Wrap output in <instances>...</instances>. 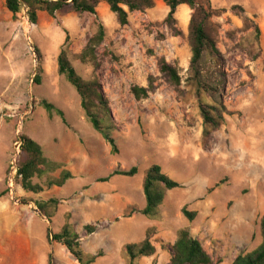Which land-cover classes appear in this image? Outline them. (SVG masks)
<instances>
[{
  "label": "rangeland",
  "instance_id": "1",
  "mask_svg": "<svg viewBox=\"0 0 264 264\" xmlns=\"http://www.w3.org/2000/svg\"><path fill=\"white\" fill-rule=\"evenodd\" d=\"M155 3L152 10L130 14L129 24L122 27L105 3L96 15L40 13L33 25L25 8L14 17L0 0V194H5L0 198V264H78L48 238V229L58 233L68 215L84 250L103 252L95 264H128L125 246L144 241L151 229L157 253L137 264H169L170 248L183 229L201 241L217 264H232L262 244L264 58L252 62L241 41L250 34L245 29L249 18L261 30L264 51V0H211L220 12L214 22L222 61L206 54L202 71L218 86L231 115L207 143L200 97L191 81L193 11L179 7L170 24V9L163 0ZM99 25L105 28V40L97 50L96 69L77 56ZM64 49L84 80L99 78L118 126L113 137L119 154L113 155L93 129L79 94L59 74ZM163 59L177 69L179 89L160 72ZM151 78L155 92L138 101L132 89L148 88ZM202 98L208 102L206 95ZM43 101L60 109L65 122L56 115L51 118ZM23 135L38 142L45 156L64 164L74 178L63 188L26 193L15 173ZM153 165L182 188L167 194L161 220L140 214L126 219L128 208L145 207L144 176ZM135 167L139 173L133 178L98 182ZM52 198L61 202L58 213L52 220L43 219L36 202ZM185 207L197 213L193 222L184 216ZM86 225H97V232L87 234Z\"/></svg>",
  "mask_w": 264,
  "mask_h": 264
},
{
  "label": "trees",
  "instance_id": "2",
  "mask_svg": "<svg viewBox=\"0 0 264 264\" xmlns=\"http://www.w3.org/2000/svg\"><path fill=\"white\" fill-rule=\"evenodd\" d=\"M163 2L170 9L166 23L171 24L175 20L177 10L181 6H188L193 11L190 23L191 81L197 87L200 97L201 112L204 119L202 137L203 142L207 143L212 133L225 124L226 116L231 115L225 106L224 96L218 86L208 81L202 71L206 54H209L217 62L222 58L216 43L218 30L214 22L216 17H219L220 12L213 8L211 0H163ZM102 3L109 6L122 27L129 24L130 14L145 13L156 6L155 0H5L7 10L14 17H17L24 8H27L29 20L33 25L38 24L40 13L54 17L59 12L69 10L79 15H96L97 9ZM245 29L250 34L241 41L242 49L252 62H256L261 57L264 58V51L260 45L261 30L249 18L245 19ZM104 40L105 28L103 25H99L98 31L89 40L77 59L82 64H91L97 69L100 66L97 50ZM159 66L160 72L168 78L172 86L179 89L181 78L177 69L164 59L160 61ZM58 67L59 74L64 76L79 94L88 122L111 147L112 154H119L117 142L113 137L118 126L99 78L95 76L92 80H84L77 73L70 60L69 52L65 49L59 56ZM223 75L225 76V73ZM36 84H40V76H37ZM155 89V80L151 78L148 88L134 87L132 94L138 101H141L148 99L155 92ZM202 95L208 97V102L202 98ZM41 105L51 118L56 115L65 122L64 113L53 104L43 101ZM20 142L21 153L17 162L16 177L18 184L26 193L40 194L45 190L63 188L74 178L73 173L67 170L64 164L49 160L38 142L25 135L20 138ZM59 171V175L55 176ZM138 173L139 170L136 167L129 171L117 170L109 177L99 179L98 182L108 183L116 176L133 178ZM181 188L182 185L165 174L161 166L153 165L145 172L144 176L145 207L143 209L135 206L128 208L125 218L131 219L134 215L140 214L149 220H161V207L167 194ZM4 196L5 194H0V198ZM36 204L40 212L52 220L58 213L61 202L59 199L52 198L46 202H36ZM183 214L189 222H193L197 217L196 212H190L186 207L183 209ZM260 228L263 238L262 244L253 252L238 256L232 264H264V219L261 221ZM84 230L87 234L92 235L97 232L98 227L97 225H86ZM154 232L155 230L151 229L144 241L125 246L128 264H137V261L142 258H150L156 255L157 248L151 241ZM48 238L66 248L78 264H95L104 256L102 251L97 254H89L84 250L80 235L70 223V215L67 216L66 223L58 233H53L51 228L48 229ZM170 250L172 257L169 264H217L201 241L192 237L187 229L179 231L177 240ZM50 264L52 263L50 262Z\"/></svg>",
  "mask_w": 264,
  "mask_h": 264
},
{
  "label": "water",
  "instance_id": "3",
  "mask_svg": "<svg viewBox=\"0 0 264 264\" xmlns=\"http://www.w3.org/2000/svg\"><path fill=\"white\" fill-rule=\"evenodd\" d=\"M25 9H26V11L28 12L27 8H25ZM36 211L38 212V214H39L43 219H46V218L43 216V214L40 212L39 209H37ZM47 220H48V219H47Z\"/></svg>",
  "mask_w": 264,
  "mask_h": 264
},
{
  "label": "built area",
  "instance_id": "4",
  "mask_svg": "<svg viewBox=\"0 0 264 264\" xmlns=\"http://www.w3.org/2000/svg\"><path fill=\"white\" fill-rule=\"evenodd\" d=\"M15 173H17V165H15Z\"/></svg>",
  "mask_w": 264,
  "mask_h": 264
},
{
  "label": "bare ground",
  "instance_id": "5",
  "mask_svg": "<svg viewBox=\"0 0 264 264\" xmlns=\"http://www.w3.org/2000/svg\"><path fill=\"white\" fill-rule=\"evenodd\" d=\"M30 25V24H29Z\"/></svg>",
  "mask_w": 264,
  "mask_h": 264
}]
</instances>
